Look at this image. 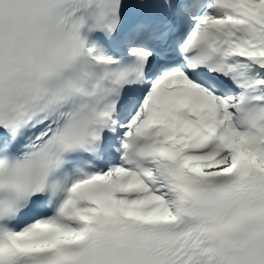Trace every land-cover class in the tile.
I'll list each match as a JSON object with an SVG mask.
<instances>
[{"label":"snow or ice","instance_id":"6c2138e0","mask_svg":"<svg viewBox=\"0 0 264 264\" xmlns=\"http://www.w3.org/2000/svg\"><path fill=\"white\" fill-rule=\"evenodd\" d=\"M0 264H264V0H0Z\"/></svg>","mask_w":264,"mask_h":264}]
</instances>
